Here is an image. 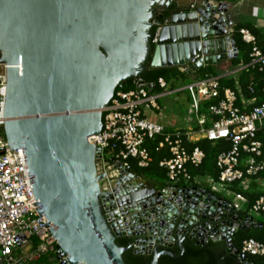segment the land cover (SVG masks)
<instances>
[{"label":"water","instance_id":"1","mask_svg":"<svg viewBox=\"0 0 264 264\" xmlns=\"http://www.w3.org/2000/svg\"><path fill=\"white\" fill-rule=\"evenodd\" d=\"M200 1L0 0L4 132L12 150H23L39 199L34 205L49 220L59 264H126L130 248L159 264L163 255L177 256L175 246L182 255L186 239L224 241L239 264H255L232 237L257 220L204 187L176 184L166 194L154 190L151 201L140 192L147 184L130 173L112 192L100 189L102 150L90 138L101 131L102 110L120 83L146 84L140 75L153 26L152 69L177 67L199 78V69L238 56L227 34V2ZM122 237L131 244L119 246Z\"/></svg>","mask_w":264,"mask_h":264},{"label":"built area","instance_id":"2","mask_svg":"<svg viewBox=\"0 0 264 264\" xmlns=\"http://www.w3.org/2000/svg\"><path fill=\"white\" fill-rule=\"evenodd\" d=\"M234 31L233 22L227 34L233 37ZM239 32L242 40L251 45L250 62L227 70L224 76L233 77L242 70L252 68L264 72V51L258 47L256 36L245 27ZM156 42L154 35L152 43ZM231 53H234L233 49ZM231 60L225 62L231 66ZM224 76L199 77L176 90L189 92L196 117L183 127L170 129L150 116L162 109L158 98L174 91L165 78L158 79V92L151 91L153 83H137L136 88L130 90H124L120 83L109 105L102 110L101 131L90 138L102 150V157L97 159V173L105 174L100 181L101 191L112 192L121 176L135 173L130 169V158H134L139 167H147L152 157L145 143L160 137L156 149H165L169 153V157L160 162V166L167 170L169 183L158 189L140 177L148 186L140 192L151 201L155 200L154 190L166 194L179 184L188 188L204 187L208 192L228 200L236 213L248 210L249 215H258L264 212V193L250 206L244 193L231 187L237 183L242 190H248L253 178L260 179L264 172V141L261 139L264 133V85L260 92L249 85L250 96L247 97L239 85L236 89L223 86L221 78ZM6 88L7 82H0V264H38L43 257L59 263L56 238L46 225L49 220L45 214H39L36 209L39 204L34 205L39 199L32 190L23 150H12L5 136ZM202 139L230 143L229 149L217 156L218 179L193 176L190 171V166L198 167L204 161L205 152L199 146L190 147ZM261 181L264 192V178ZM131 182L136 180L126 184ZM119 195L126 196L120 192ZM241 252L264 255V242L246 239ZM65 259L66 256L62 258Z\"/></svg>","mask_w":264,"mask_h":264},{"label":"trees","instance_id":"3","mask_svg":"<svg viewBox=\"0 0 264 264\" xmlns=\"http://www.w3.org/2000/svg\"><path fill=\"white\" fill-rule=\"evenodd\" d=\"M216 1H224L230 3H236L238 0H216ZM176 4L174 3L171 8H174ZM235 31L233 33V37L235 38L238 48L239 55L236 58L231 60V67L233 69L248 64L250 62V51L251 45L244 42L240 35V28H248L257 38V45L260 49L264 51V29L257 26L253 21L248 19H240L236 24H234ZM156 27L153 26L150 29L151 38L148 40L149 52L145 62L142 64V72L140 77L145 80L146 83H153L154 87L151 88L152 92H158V79L163 77L167 82L171 83V87L174 88L173 83L178 81L179 79H186L187 76L181 72L177 67H166V68H150L151 61V50L153 48L152 37L156 32ZM200 77L204 76H217L220 71L217 67L212 65H208L199 70ZM221 83L223 86L232 87L233 89L237 88V84L239 85L241 91L247 96H250L248 91V86L253 85L255 90L260 92L261 87L264 85V72L260 71L258 68H252L249 70H242L238 73L237 79L234 77L224 76L221 78ZM124 90H130L136 88V83L133 78H129L125 83H121ZM118 87L116 88V90ZM161 138L157 137L154 140H147L145 145L148 147L150 151V155L152 160L147 167H139L137 161L134 158L129 159V166L131 171L137 173L140 177H142L149 185L161 189L168 185L169 179L167 176L166 168L160 166V162L164 158L169 157V153L167 150H157V144ZM261 139L264 141V133L261 134ZM199 146L205 152V158L203 163L198 166H190V171L193 176H208L214 179H218L219 169L216 166V159L218 154L221 151L228 150L230 147V143L226 140L219 142H212L208 139H202L194 144H191L190 147ZM264 176V172L260 175ZM259 176V177H260ZM258 177L253 178L250 187L248 190H242L240 186L236 183L234 186L232 185V189L236 191H241L248 198L250 202V206L255 200L262 195V193L258 190ZM249 211L241 212L239 215L242 217L247 216ZM253 216V214H252ZM257 222L258 226H250L247 228H239L233 234V243L234 245L242 251L243 241L249 238L256 239L260 242H264V212L258 214V217L253 216ZM119 246H128L131 244V240L129 238H118L116 240ZM215 242L208 241L205 244L197 245L193 243L191 240L186 239L183 243V247L185 248L184 253L181 255V248L175 246L171 250L177 255L176 257L163 255L159 260V264H205V259L210 252H213L216 247ZM164 249V248H161ZM248 257L255 264H264V255H253L247 254ZM124 260L126 264H150L153 255L152 254H137L132 249H129L127 252L123 254ZM234 259V258H233ZM233 259L230 261V264L233 262ZM38 264H59L56 260L49 261L47 257H43Z\"/></svg>","mask_w":264,"mask_h":264},{"label":"crops","instance_id":"4","mask_svg":"<svg viewBox=\"0 0 264 264\" xmlns=\"http://www.w3.org/2000/svg\"><path fill=\"white\" fill-rule=\"evenodd\" d=\"M192 1H198L199 2L200 0H180V4L187 6L188 4H191ZM227 4L229 5L227 14L228 13L230 14V16L233 19L234 24H236L240 19H248L251 21L256 20V22H254V21L253 22L257 26L264 29V16L262 18H259L261 12H258L259 8L264 7L263 6L264 0H262L261 4L255 2V0H238V2H236V3L227 2ZM243 8H244V10H243ZM233 9H236V11L238 10L236 14L233 13ZM240 9H241V11L243 10L241 13H240ZM225 64H226V62L222 60V61H220V63L218 65L214 66V67H217L220 71L218 76L219 75L224 76L226 74V71L229 69V68H227V69L224 68ZM199 70H198V73L200 74ZM229 70H231V69H229ZM232 70H233V68H232ZM188 77L192 78V81L194 79H196V77L194 75L188 76ZM233 77L235 79H237L238 74H235ZM165 96H167V95H163V96H160L158 98V102L162 107L161 111L157 114H150V116L154 120L163 122L167 126V128L170 129V128L176 127L177 124L179 123V121H182V120H180L178 117H173L174 114H172V117H171L170 115L167 116L164 113L163 105L160 103V98L165 97ZM262 178H264V176H260V179L259 178L257 179L258 183H259L258 190L261 192H262V181H261ZM253 216L258 217V215H256V214H253ZM215 243H217L216 247H215L214 251L210 252V254H208L209 256L206 257L205 264H230V261L233 258L234 259H233V262L231 264H239L237 256L233 253H229L226 251V243L224 241H217ZM199 245H202V244H199Z\"/></svg>","mask_w":264,"mask_h":264},{"label":"rangeland","instance_id":"5","mask_svg":"<svg viewBox=\"0 0 264 264\" xmlns=\"http://www.w3.org/2000/svg\"><path fill=\"white\" fill-rule=\"evenodd\" d=\"M255 2L261 4L262 0H255ZM243 10H244V8H243ZM237 11H236V9H233V13L236 14ZM242 11L240 9V13ZM260 12H261V14H260L259 18H262L264 16V7L260 8ZM253 21L256 22V20H253ZM228 68L232 70V67L230 65L228 66ZM191 82H192V78H190L188 76L184 80L179 79L178 81H175V83H173V86H174L173 90L174 91L172 93L168 94L167 96L160 98V103L163 105L164 113L167 116L170 115L171 117H172V114H174L173 117H178L180 120H182V121H179L180 124L178 123L176 127H179V126L183 127L186 125L187 121L191 122V121L195 120L196 114L194 113V111L192 110V107H191L192 101H191L189 92L187 90L176 91L178 89L184 88L185 86H187ZM171 86L172 85L170 83V87ZM190 107H191V110H190Z\"/></svg>","mask_w":264,"mask_h":264},{"label":"clouds","instance_id":"6","mask_svg":"<svg viewBox=\"0 0 264 264\" xmlns=\"http://www.w3.org/2000/svg\"><path fill=\"white\" fill-rule=\"evenodd\" d=\"M143 179V178H142ZM144 180V179H143ZM145 181V180H144ZM146 182V181H145ZM147 183V182H146Z\"/></svg>","mask_w":264,"mask_h":264}]
</instances>
